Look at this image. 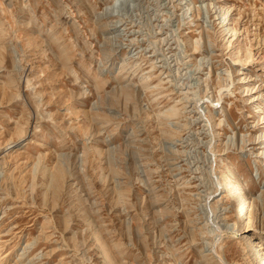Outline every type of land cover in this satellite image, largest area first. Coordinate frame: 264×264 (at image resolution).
Masks as SVG:
<instances>
[{
	"label": "rangeland",
	"instance_id": "1",
	"mask_svg": "<svg viewBox=\"0 0 264 264\" xmlns=\"http://www.w3.org/2000/svg\"><path fill=\"white\" fill-rule=\"evenodd\" d=\"M245 236L264 0H0V264H251Z\"/></svg>",
	"mask_w": 264,
	"mask_h": 264
},
{
	"label": "bare ground",
	"instance_id": "2",
	"mask_svg": "<svg viewBox=\"0 0 264 264\" xmlns=\"http://www.w3.org/2000/svg\"><path fill=\"white\" fill-rule=\"evenodd\" d=\"M98 150L99 149H97V151ZM221 176L222 180L226 182V184L222 186V188H227L226 198L230 202V209L232 210L241 225L240 227L238 225L235 231L246 232L249 224V216L245 213L243 209V197L239 195L237 187L234 185V183L230 182V175V177H228L227 174ZM244 238L247 239V251L250 255L251 264H264V251L262 249H259L258 244L255 241H252L249 237L245 236ZM96 240L97 242H99L98 239Z\"/></svg>",
	"mask_w": 264,
	"mask_h": 264
}]
</instances>
